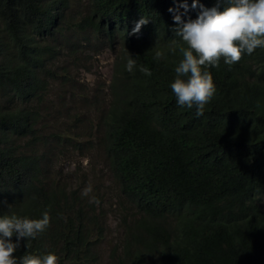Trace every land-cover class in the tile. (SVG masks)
Segmentation results:
<instances>
[{
    "label": "trees",
    "instance_id": "obj_1",
    "mask_svg": "<svg viewBox=\"0 0 264 264\" xmlns=\"http://www.w3.org/2000/svg\"><path fill=\"white\" fill-rule=\"evenodd\" d=\"M192 3L88 0L69 14L72 0H0V215H50L44 232L19 241L15 258L99 259L107 204L98 189L70 186L61 169L52 175L53 132L83 152L99 147L116 207L133 204L117 256L108 248L110 264H264V47L207 69L216 93L197 117L171 90L187 45L169 9L194 20L199 4L217 0ZM142 17L149 22L133 33ZM95 40L114 55L105 96L98 87L84 92L72 69L85 65ZM52 82L75 103L49 102Z\"/></svg>",
    "mask_w": 264,
    "mask_h": 264
},
{
    "label": "clouds",
    "instance_id": "obj_2",
    "mask_svg": "<svg viewBox=\"0 0 264 264\" xmlns=\"http://www.w3.org/2000/svg\"><path fill=\"white\" fill-rule=\"evenodd\" d=\"M223 2V10L220 3ZM199 0H193L192 8L198 6ZM185 12L187 3L180 5ZM200 11L196 19H182L179 8H170L177 27L175 35L182 38L187 45L181 48L183 58L175 68V79L171 83L177 103L195 107L197 117L204 114V109L216 93L213 76L207 69L218 67L223 59L231 66L238 63L244 54H252L259 47H264V0H217V6L206 8L199 4ZM149 19L142 17L135 25L133 33L139 32L141 26ZM156 53V58H161ZM135 59L129 54L127 70L132 71ZM145 75L152 73L147 67H141ZM90 190V189H89ZM50 224V215L45 211L41 218L30 219L16 214L0 215V264H58V257L49 253L43 256L25 254L14 257L22 238L34 239L44 232ZM16 236V242L12 237Z\"/></svg>",
    "mask_w": 264,
    "mask_h": 264
},
{
    "label": "rangeland",
    "instance_id": "obj_3",
    "mask_svg": "<svg viewBox=\"0 0 264 264\" xmlns=\"http://www.w3.org/2000/svg\"><path fill=\"white\" fill-rule=\"evenodd\" d=\"M87 2L88 0H72L69 14H78L82 9L85 10L86 8L84 7ZM83 55L86 58L85 65L81 66L82 64H80V66L72 68L74 75L78 80V85L82 86L86 93H88L89 90L93 93L98 87L100 93L105 96L106 94L102 89V85L110 78L113 66L112 60L114 59L113 52L110 51L106 42L95 40L92 51L88 49V53L83 52ZM60 90L61 88L55 82L51 83V89L48 96L49 102H61L73 105L75 103V95L71 96L69 91L65 88L66 92L61 96L60 94L62 92H60ZM85 109L86 112L91 113L93 107L89 105ZM68 113L71 115L70 112ZM82 132L83 130H79L78 133ZM52 134L53 132L49 134V139L55 146V150H51L52 165L54 166L51 172L52 175L56 174L58 169H61V175L69 179L70 186H80L82 191L98 189L102 192L103 203L107 204V210L109 213L104 218L103 229L105 235L99 246L100 254L96 264H110L108 248L116 246L117 252H115V255L118 254V247H120L119 243L124 236L122 215L124 213L128 215L129 210L126 207L129 206L134 209L133 204H128V201L126 202L125 199H120V202L116 207V194H119L118 187L115 186V183L112 180L106 160L99 147H91V145H94V143H91L83 152V150L75 148L73 142H70L69 144H61L60 140L55 139V136Z\"/></svg>",
    "mask_w": 264,
    "mask_h": 264
},
{
    "label": "bare ground",
    "instance_id": "obj_4",
    "mask_svg": "<svg viewBox=\"0 0 264 264\" xmlns=\"http://www.w3.org/2000/svg\"><path fill=\"white\" fill-rule=\"evenodd\" d=\"M24 203V202H23ZM27 203V202H26ZM29 205V204H28ZM26 206V205H25ZM20 207H21V205H20Z\"/></svg>",
    "mask_w": 264,
    "mask_h": 264
}]
</instances>
